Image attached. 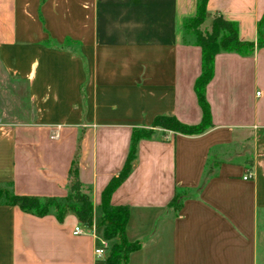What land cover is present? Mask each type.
<instances>
[{
    "label": "crops",
    "instance_id": "crops-1",
    "mask_svg": "<svg viewBox=\"0 0 264 264\" xmlns=\"http://www.w3.org/2000/svg\"><path fill=\"white\" fill-rule=\"evenodd\" d=\"M196 9L197 0H0V185L64 198L77 156L94 228L72 214L58 222L0 205V264H105L115 241L94 254L101 193L133 130L158 116L200 121L201 54L183 33ZM263 15L264 0H208L201 28L221 16L256 43ZM204 96L211 126L139 140L110 197L128 207L126 238L141 244L126 264H264V46L217 53Z\"/></svg>",
    "mask_w": 264,
    "mask_h": 264
},
{
    "label": "trees",
    "instance_id": "trees-1",
    "mask_svg": "<svg viewBox=\"0 0 264 264\" xmlns=\"http://www.w3.org/2000/svg\"><path fill=\"white\" fill-rule=\"evenodd\" d=\"M208 0H197L195 16L183 23V32L191 33L195 37V44L201 50V73L194 83V92L201 108V120L198 124L187 125L175 117L158 116L149 129H134L131 137L130 149L125 164L118 174L113 177L103 189L100 199L101 220L99 227L105 241H115L109 248L104 259L105 264H126L129 255L137 251L141 244L129 242L125 235V227L129 218L126 206H112L110 197L128 177L136 158V145L141 139H149L155 129H162L182 135L192 136L203 133L211 126L210 111L205 101L203 90L213 77L215 55L219 52H235L240 55H250L255 48L264 46V32L261 30L264 15L258 26L256 43L242 42L238 39L236 24L215 16L209 33L201 34L199 27L206 17ZM7 191L0 193V205L18 207L25 213L36 217L53 214L58 222H62L68 214H72L78 222L91 227L93 219V204L88 189L84 188L78 178L77 156L74 157L69 172L67 192L64 198H38L33 196L15 195L12 184L1 186ZM172 205H175L173 200Z\"/></svg>",
    "mask_w": 264,
    "mask_h": 264
},
{
    "label": "rangeland",
    "instance_id": "rangeland-1",
    "mask_svg": "<svg viewBox=\"0 0 264 264\" xmlns=\"http://www.w3.org/2000/svg\"><path fill=\"white\" fill-rule=\"evenodd\" d=\"M264 21V20H263ZM261 30L264 32V22H263V24H262V27H261ZM199 31L201 32V34H206V33H209L210 32V30L209 31H205V30H203L202 28H201V26L199 27ZM184 33V41H185V43H187V44H189V45H192V46H196V47H198L196 44H195V37L191 34V33H185V32H183ZM200 49V48H199ZM200 54H201V50H200ZM200 73H201V67H200ZM200 73H199V75H200ZM198 75V76H199ZM197 76V77H198ZM197 79V78H196ZM195 83V82H194ZM6 86V90H8V89H11V85L9 86L8 84H6L5 85ZM206 87V86H205ZM205 87H204V90H205ZM193 89H194V86H193ZM204 90H203V94H204ZM204 98H205V96H204ZM14 101H16V102H18V103H22L21 102V99H20V97H19V99H16V100H14ZM206 101V100H205ZM6 103H7V113H8V115L10 116V117H15V113L16 112H13L12 110H14L13 109V100H9V99H7V101H6ZM11 103H12V105H11ZM9 105V106H8ZM200 107V106H199ZM8 108L10 109V110H8ZM201 109V108H200ZM8 115H7V117H8ZM201 116H202V113H201ZM200 120H201V118H200ZM200 122V121H199ZM198 122V123H199ZM197 123V124H198ZM185 124V123H184ZM4 190H5V192L7 191V189L5 188H1L0 187V193L2 194V193H4ZM111 246H109V248H110Z\"/></svg>",
    "mask_w": 264,
    "mask_h": 264
},
{
    "label": "built area",
    "instance_id": "built-area-1",
    "mask_svg": "<svg viewBox=\"0 0 264 264\" xmlns=\"http://www.w3.org/2000/svg\"><path fill=\"white\" fill-rule=\"evenodd\" d=\"M256 95H259V92L256 93ZM249 178H251V174L248 172L245 176H243V180H248ZM88 230H90V232H94V228L92 227H87ZM72 235L73 236H79V235H84L83 231L80 229V228H74L73 232H72ZM96 240H98L99 242V245L95 248L94 250V254L97 256V257H101L103 254H104V249H105V246H106V243H105V240L103 239H99L97 237H95Z\"/></svg>",
    "mask_w": 264,
    "mask_h": 264
}]
</instances>
